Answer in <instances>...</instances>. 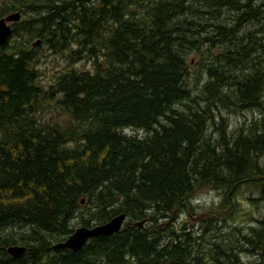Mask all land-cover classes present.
I'll return each instance as SVG.
<instances>
[{
    "label": "trees",
    "instance_id": "16d2710c",
    "mask_svg": "<svg viewBox=\"0 0 264 264\" xmlns=\"http://www.w3.org/2000/svg\"><path fill=\"white\" fill-rule=\"evenodd\" d=\"M14 11L0 45V264H264V215L238 205L245 188L254 209L264 201V4L0 0V17ZM35 38L65 58L48 88ZM191 53L207 58L194 88ZM204 188L220 192L209 207L193 202ZM198 206L195 227L179 223ZM121 213L118 233L53 248Z\"/></svg>",
    "mask_w": 264,
    "mask_h": 264
},
{
    "label": "rangeland",
    "instance_id": "374dc122",
    "mask_svg": "<svg viewBox=\"0 0 264 264\" xmlns=\"http://www.w3.org/2000/svg\"><path fill=\"white\" fill-rule=\"evenodd\" d=\"M261 2L262 4H264V0H258V3ZM224 14V16H229V14L227 12H223L222 15ZM222 16V19H225V17ZM21 18H22V14H21ZM230 22V20H228ZM228 22V23H229ZM254 27H258V25L254 26ZM11 29L12 25H11ZM262 30V35H264V23H262L261 29ZM240 34V33H239ZM33 42H36V46L34 45L33 47H37L36 52H37V56H40L38 62H39V70L41 72V76H40V83L42 86H44L45 88H48L49 85H52L54 82L55 77L57 76V74L60 72V70H64V68H66V62H65V58L61 57L62 54H56L53 53L52 50H48V48L46 47V45L41 42L39 43L40 39L38 38V40L33 39ZM264 44V39L261 42ZM34 44V43H33ZM217 49V48H216ZM208 57V56H207ZM192 59L191 62V67H190V81L192 83V87L194 88L195 86L198 87L201 82L203 80H205V62L207 61L206 57H200L198 55H196L195 53H191L190 55H188V59ZM74 67L78 68V69H90L91 65L90 63H81V64H76ZM45 109L50 110L48 114V119L54 118V119H60V115L58 114V111L54 110V106H43ZM225 115L227 117L230 118V120H234V124H237L239 122H241L243 120V116L240 115L239 112H232L229 110H224ZM237 115H238V119H237ZM248 116H252L255 115L253 113H247ZM47 117V116H46ZM236 117V119H235ZM247 118V117H245ZM237 120V121H236ZM206 190V191H205ZM249 189H243L242 192L240 193V195L238 196L239 199L241 200V202L239 201L238 205H242L244 211H250L251 213L249 214L250 218H252V216H255L256 218H261L264 215V201H260L259 203V207L258 209H254L252 207L251 201H249V199L247 197H252V198H257L259 196V194H252V191H250L249 194ZM204 191V192H202ZM200 193V194H199ZM197 194V196H195V198L193 199L194 204L195 205H199L201 207H209L210 205H212L213 203L218 201L219 198V193L217 191H213V190H207V188H204L203 190H201ZM258 202V201H257ZM195 207L193 209V213L191 215V217L187 214H182L179 218V223H181L182 221L186 222V224H188V226H194L197 225L200 220H196L193 218H196V216H198V214H201L204 210L200 207ZM243 214V213H242ZM248 222H250V219H248ZM202 224H204V222H202ZM78 227V226H77Z\"/></svg>",
    "mask_w": 264,
    "mask_h": 264
},
{
    "label": "water",
    "instance_id": "95a60500",
    "mask_svg": "<svg viewBox=\"0 0 264 264\" xmlns=\"http://www.w3.org/2000/svg\"><path fill=\"white\" fill-rule=\"evenodd\" d=\"M20 18L21 14L19 12H12L0 18V45L7 43L12 34L11 25L19 21ZM125 218V214L121 213L117 216H114L109 221L102 224H97L93 227H78L65 241L55 244L53 248L70 249L76 252L80 250V248L88 241L89 238L100 235L108 236L117 232L121 228ZM7 251L9 254L18 257L24 253L25 249L23 246H12L9 247Z\"/></svg>",
    "mask_w": 264,
    "mask_h": 264
},
{
    "label": "bare ground",
    "instance_id": "6f19581e",
    "mask_svg": "<svg viewBox=\"0 0 264 264\" xmlns=\"http://www.w3.org/2000/svg\"><path fill=\"white\" fill-rule=\"evenodd\" d=\"M205 191H206V190H205ZM202 192H204V191H202ZM219 193H220V192H219ZM199 194H200V193H199ZM195 196H197V195H195ZM194 198H195V197H194ZM84 200H85V199H82V200H81V204L84 202ZM84 204H85V203H84ZM195 209H196V208H195ZM183 213H184V212H183ZM118 215H119V214H118ZM125 216H126V215H125ZM193 219H194V218H193ZM196 219H197V218H196ZM125 220H126V218H125ZM125 220H124V221H125ZM108 221H109V220H108ZM106 222H107V221H106ZM141 222H142V221H141ZM201 222H202V221H201ZM104 223H105V222H104ZM123 223H124V222H123ZM137 223H138V222H137ZM101 224H102V223H101ZM141 224H142V223H141ZM92 225H93V224H92ZM95 225H97V224H95ZM95 225H93V226H95ZM122 225H123V224H122ZM122 225H121V227H122ZM146 225H147V224H146ZM82 226H83V225H82ZM93 226H91V227H93ZM142 226H143V224H142ZM78 227H81V226H78ZM78 227H76V228H78ZM85 227H87V226H85ZM139 227H140V226H139ZM76 228H75V229H76ZM75 229H74V230H75ZM74 230H73V231H74ZM72 233H73V232H72ZM72 233H71V234H72ZM115 233H116V232H115ZM117 233H118V232H117ZM71 234H70V235H71ZM70 235H69V236H70ZM69 236H68V237H69ZM100 236H102V235H100ZM68 237H67V238H68ZM92 238H93V237H92ZM89 239H90V238H89ZM89 239H88V240H89ZM60 242H61V241H60ZM23 247H24V249L26 250L25 246H23ZM6 250H7V249H6ZM13 257H16V256H13ZM244 257H245V256H244Z\"/></svg>",
    "mask_w": 264,
    "mask_h": 264
}]
</instances>
